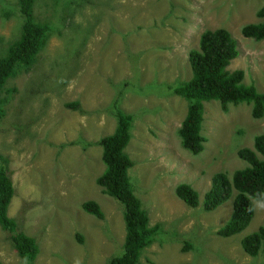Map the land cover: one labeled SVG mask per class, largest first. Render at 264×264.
<instances>
[{
  "label": "rangeland",
  "instance_id": "1",
  "mask_svg": "<svg viewBox=\"0 0 264 264\" xmlns=\"http://www.w3.org/2000/svg\"><path fill=\"white\" fill-rule=\"evenodd\" d=\"M264 0H36V20L52 28L29 72L1 93L0 156L11 161L15 196L8 215L37 240L39 255L23 260L0 225V264H105L123 253V205L98 186L105 166L99 141L117 125L115 107L134 118L127 152L135 194L159 224L156 241L139 264H264L245 253L242 240L263 224L255 212L241 234L223 238L233 198L213 212L203 207L215 174L246 166L238 153L253 148L264 118L252 106L205 103L204 151L191 155L178 129L188 103L172 92L191 79L189 53L206 30L224 28L239 44L229 67L264 93V41L241 34L258 23ZM24 23L18 0H0V57ZM78 103V110L67 108ZM181 183L199 193L191 208L177 195ZM97 202L104 218L82 205Z\"/></svg>",
  "mask_w": 264,
  "mask_h": 264
},
{
  "label": "trees",
  "instance_id": "2",
  "mask_svg": "<svg viewBox=\"0 0 264 264\" xmlns=\"http://www.w3.org/2000/svg\"><path fill=\"white\" fill-rule=\"evenodd\" d=\"M36 0H18L19 11L24 18L22 32L18 40L10 44L6 55L0 57V116L6 101L1 93L10 79L20 72H29L39 54L45 49L52 28L48 23L36 20L34 8ZM258 23L244 25L241 34L256 42L264 41V7L257 13ZM239 56V44L226 29L206 30L202 33L197 49L189 53L192 77L172 87V92L188 103L187 113L178 129L182 147L197 156L205 149L207 138L203 134L205 103L218 101L225 112L230 105L252 106V117L264 118V93L254 84L244 83V72L229 70ZM67 108L78 110V103H69ZM117 125L111 135L99 141L102 147V161L105 169L98 177L97 184L108 196L123 205L125 239L123 253L110 258L105 264H139L144 251L155 241L161 226L151 225L148 211L135 194L130 170L134 166L127 149L132 139L134 118L119 107H115ZM238 156L246 163L230 177L226 173L213 176L211 188L204 195L203 207L213 212L233 198V210L228 222L219 230V236L230 238L244 232L251 224L255 211L248 212L247 194L264 191V132L254 138L253 148H243ZM11 161L0 156V225L13 242L18 255L28 262H34L40 252L37 240L28 236L20 225L9 217L10 204L15 196L12 181ZM176 195L189 207L200 205L199 193L187 183L179 184ZM82 209L98 219L104 218L100 205L86 201ZM243 250L256 258L264 249V220L259 229L242 240Z\"/></svg>",
  "mask_w": 264,
  "mask_h": 264
},
{
  "label": "clouds",
  "instance_id": "3",
  "mask_svg": "<svg viewBox=\"0 0 264 264\" xmlns=\"http://www.w3.org/2000/svg\"><path fill=\"white\" fill-rule=\"evenodd\" d=\"M247 200L249 201L248 212H264V191L258 190L254 193L247 194Z\"/></svg>",
  "mask_w": 264,
  "mask_h": 264
}]
</instances>
